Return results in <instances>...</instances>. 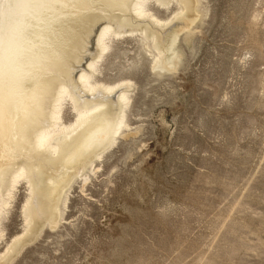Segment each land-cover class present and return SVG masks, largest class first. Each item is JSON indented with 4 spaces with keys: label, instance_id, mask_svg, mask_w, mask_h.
I'll return each mask as SVG.
<instances>
[{
    "label": "rangeland",
    "instance_id": "rangeland-1",
    "mask_svg": "<svg viewBox=\"0 0 264 264\" xmlns=\"http://www.w3.org/2000/svg\"><path fill=\"white\" fill-rule=\"evenodd\" d=\"M85 2L78 16L56 10L32 17L31 30L54 34L41 41L53 43L47 60L54 70L38 81L59 83L61 73L76 72L79 63L65 66V54L77 33L91 29L85 17L101 15L95 28L109 21L104 12L113 19L128 12ZM142 7L169 24L159 36L143 35L141 26L110 34L90 79L113 87L110 96L126 93L122 123L109 121L106 136H95L92 157L63 182L59 212L48 211L53 199H45L27 239L0 264H264V0H142ZM141 20L159 30L150 18ZM174 25L185 27L167 50ZM84 46L77 57H86ZM49 83L46 92L56 89ZM60 106L57 122L73 123L71 101L65 97ZM22 155L16 160H25L36 187L30 194L27 178L10 179L17 166L3 163L0 256L24 232V202L30 198L36 207L39 189L60 166L35 170L38 162Z\"/></svg>",
    "mask_w": 264,
    "mask_h": 264
},
{
    "label": "bare ground",
    "instance_id": "bare-ground-1",
    "mask_svg": "<svg viewBox=\"0 0 264 264\" xmlns=\"http://www.w3.org/2000/svg\"><path fill=\"white\" fill-rule=\"evenodd\" d=\"M93 1L94 3L97 1L102 5L113 8L110 11L114 9H126L124 11L128 12H125L127 14H124V17L120 16L118 19H115V17L113 19V16H108L104 12L102 16L107 20L109 19V21H100L101 23L99 24L98 22L95 28V19L99 18L100 20L101 15L85 17L84 21L90 24L91 29L84 30L83 33H77L76 40L78 42L75 41L76 43L73 49L67 52L68 54H65L66 61L64 65L72 66L71 63L76 61L77 64L79 63L78 65L75 64L76 68H78L74 73L66 71V75L60 72L62 75L60 78L62 80L57 83L55 78L50 79L48 76L44 80L38 81L41 77L43 79V75L49 73L50 69L54 70L53 65L55 64H50L49 60H47L48 56L53 58L55 52L53 43L46 44L45 42L43 44L41 42L45 37L49 39L47 35L53 36L54 34L52 31L51 33H41L43 31L42 29L41 31L31 30L32 26L28 27V25L33 20L32 17H35L34 15L41 17L46 11L50 13L49 11L56 12L57 10V13H60L63 10H71L67 13L72 16H78L86 7L85 0H0V190L3 188L2 185L5 184L4 179L8 176H5V172L2 170L3 163L8 160V169H11L12 165L17 166L12 171L10 179H17L21 176L27 178L30 186V194H33L32 192L36 186H33L30 172L25 169L26 163L23 162L25 160H16L21 154H25L22 157L28 158V161L34 160L38 162L39 167H34L35 170L39 168L42 170L44 169L43 166H47L48 164L53 165V167L56 166L54 165L56 163L60 165L56 169H53L58 174L50 176L47 179L50 184L46 182L39 189L38 193L42 194V196L39 197L36 195V207L30 198L24 202L22 206V213L25 216L24 232L22 235L16 236L11 240L5 252L0 256V260L8 252L9 254L6 256L9 257L11 255L10 250L12 249L11 251H14L20 241L27 239L24 235L28 234L33 227V217H35L36 211L38 213L42 210L41 207L45 205V199H53L48 206V211H53L54 213L59 212V205L56 207L57 196H62L65 179L67 180L73 173L81 171V164H84V162L87 163L88 158L92 157L90 156L93 152L92 143L97 137L102 140L106 136V127L111 124L108 123L109 121L116 128L122 123L123 106L121 101H126V93L118 91L116 94L110 96L109 94L114 92L113 87L101 84L97 85L94 82H90L92 74L95 71L97 59L107 49L105 40L110 37V34L133 33V26H141L139 29L142 34L152 32L159 36L160 29L169 24L168 22L161 23L149 15L142 7V0H130L129 5L126 4L127 0ZM61 14H57L54 18L61 16ZM130 14L137 17L138 20L131 21L129 19ZM178 14L180 12L176 15ZM43 16L45 17V14ZM139 17L150 18L155 25H160L159 30L158 28L149 26L148 23H144L142 21L143 19L141 20ZM51 20L53 19L51 18ZM184 24L186 25L187 22H184ZM185 25H182L181 28L174 25L175 30L173 32H164L168 34L169 38L166 43L167 50L170 49L176 33L185 27ZM116 27L128 28L119 31ZM55 44L57 45L58 43ZM84 45H88V48H86V53L83 51L81 53H84L86 57L81 55L77 57V51L81 48L83 49L85 47ZM158 53L160 54L159 51ZM55 58L57 56L51 60L55 61ZM157 58V61H160L159 55ZM75 65L73 64V67ZM72 70L75 71L74 68ZM48 83L55 85L54 88L56 89H53V91L51 89V91L46 92ZM41 92H43L42 97H40ZM96 92L102 94V98H94L93 96ZM65 97L71 101L77 116L73 123L60 125L57 122L59 120V107H61V100ZM105 97L107 99H104ZM115 102L117 104L116 111L113 105ZM29 116L31 117L29 118ZM24 119H28L27 121L35 120V127L33 128L32 126L30 128V125H26L27 122ZM42 123H45V125L42 128H37ZM78 127H80L79 131L82 129L81 134L77 131L74 135H68L78 129ZM27 132L29 133V137L27 136ZM24 136L27 137V140L29 138L27 144H25L28 148L27 146L25 147V141L23 142L22 140L25 138ZM60 143L64 144V152H61L62 148L59 147ZM15 148L20 150L27 148L29 151H19L21 153L20 155H13ZM38 153L40 155H37ZM44 153L45 155H43ZM49 155L57 158V160L55 161V158L50 159L48 157ZM38 227L36 226V228Z\"/></svg>",
    "mask_w": 264,
    "mask_h": 264
}]
</instances>
